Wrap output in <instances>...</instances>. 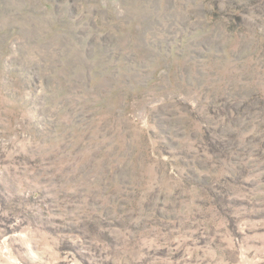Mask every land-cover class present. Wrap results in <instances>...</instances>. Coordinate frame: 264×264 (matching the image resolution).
Instances as JSON below:
<instances>
[{
  "label": "rangeland",
  "instance_id": "374dc122",
  "mask_svg": "<svg viewBox=\"0 0 264 264\" xmlns=\"http://www.w3.org/2000/svg\"><path fill=\"white\" fill-rule=\"evenodd\" d=\"M0 264H264V0H0Z\"/></svg>",
  "mask_w": 264,
  "mask_h": 264
}]
</instances>
